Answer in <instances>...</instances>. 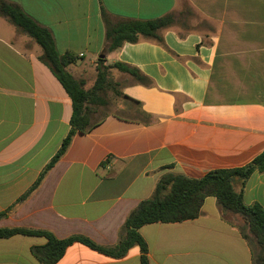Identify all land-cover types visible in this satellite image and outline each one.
<instances>
[{"label": "crops", "instance_id": "0c3cea01", "mask_svg": "<svg viewBox=\"0 0 264 264\" xmlns=\"http://www.w3.org/2000/svg\"><path fill=\"white\" fill-rule=\"evenodd\" d=\"M48 28L67 71L93 88L99 60L118 70L124 100L139 117L108 113L77 132L41 185L0 228L84 235L103 246L120 240L129 214L152 197L166 173L193 179L246 166L264 152V0H6ZM127 19L174 16L162 41L141 38L108 50L102 10ZM0 16V213L40 177L71 130L72 101L40 57L42 48ZM12 25V26H11ZM112 71V70H111ZM123 106H126L123 104ZM243 201L264 209V172L245 182ZM208 197L200 216L139 229L149 264H256L250 238ZM44 237L0 239V264H41L32 248ZM131 248L119 259L74 243L57 264H140Z\"/></svg>", "mask_w": 264, "mask_h": 264}, {"label": "trees", "instance_id": "16d2710c", "mask_svg": "<svg viewBox=\"0 0 264 264\" xmlns=\"http://www.w3.org/2000/svg\"><path fill=\"white\" fill-rule=\"evenodd\" d=\"M0 16L33 38L42 48L40 60L62 84L73 105L71 130L61 147L28 192L11 208L0 213L2 219L15 211L41 185L48 172L66 153L77 132L87 133L99 124L91 122L89 106L103 104L100 92L106 88L107 72L110 69L128 73L140 82H145L146 77L137 69L122 63L105 66V60L100 59L96 83L93 88L87 90L85 84L75 79L66 69L68 65L76 62L77 58L70 53L60 55L57 52L54 36L48 28L38 24L19 5L6 0H0ZM102 16L109 51L116 50L126 42L137 43L141 38L162 41L159 31L170 27L174 22L172 14L152 20H135L114 17L103 9ZM254 172H264V152L246 166L210 171L199 179L182 174H164L156 184L152 197L141 201L129 214L122 228L120 240L114 246L100 245L84 235L58 239L50 231L27 228H0V239L16 235L44 237L46 243L43 246L32 248L33 256L41 264H57L74 243H80L93 251L116 259L124 257L131 248L138 246L141 251L140 264H149L148 245L139 229L158 222L178 223L195 220L200 216L205 200L208 197H215L222 210L232 212L246 220L253 244L257 248L254 252V261L256 264H264V209L259 204L246 205L243 201L245 182Z\"/></svg>", "mask_w": 264, "mask_h": 264}, {"label": "rangeland", "instance_id": "374dc122", "mask_svg": "<svg viewBox=\"0 0 264 264\" xmlns=\"http://www.w3.org/2000/svg\"><path fill=\"white\" fill-rule=\"evenodd\" d=\"M5 20L7 19L5 18ZM19 32L20 34H24L21 31ZM36 46L40 48V46L37 43ZM107 80L108 82L106 84L105 90L100 92V96L103 101V104L98 103V104H91L89 106L91 122L96 123L100 121L108 113H118L120 115L127 117H134V116L139 117L141 113L138 105H136L135 103L129 100H124L122 94V80L118 77V70L114 68L110 69L107 72ZM123 104H125L126 106H123ZM233 218L236 221V224L242 230V232L249 236L250 243L252 244L254 251H256L257 248L253 244L252 237L249 233L246 220L236 214L234 215Z\"/></svg>", "mask_w": 264, "mask_h": 264}]
</instances>
